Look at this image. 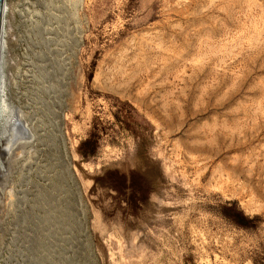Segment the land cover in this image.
Here are the masks:
<instances>
[{"label": "rangeland", "instance_id": "1", "mask_svg": "<svg viewBox=\"0 0 264 264\" xmlns=\"http://www.w3.org/2000/svg\"><path fill=\"white\" fill-rule=\"evenodd\" d=\"M3 6L0 264H264V0Z\"/></svg>", "mask_w": 264, "mask_h": 264}, {"label": "bare ground", "instance_id": "2", "mask_svg": "<svg viewBox=\"0 0 264 264\" xmlns=\"http://www.w3.org/2000/svg\"><path fill=\"white\" fill-rule=\"evenodd\" d=\"M4 13H5V8L4 6L2 7V0H1L0 16H3ZM3 23H4L3 19H0V144L2 141H5V140L7 141L8 140L7 138H9V137H6V132H7L6 130L8 126L7 125L8 117L10 116L6 109V91H5V83H4V56H5V51H6L5 50L6 34H5V31L3 30ZM57 190L61 192V197L57 198L56 195L52 193V191H47L48 194H46L45 197L43 196L42 202L43 204L49 205L50 203H52V200H59V203L61 204L63 203V209L65 213L67 212V210L65 209L66 208L65 207L66 206V193H67L65 180H63L62 186H60V188ZM49 215L52 217V212Z\"/></svg>", "mask_w": 264, "mask_h": 264}, {"label": "trees", "instance_id": "3", "mask_svg": "<svg viewBox=\"0 0 264 264\" xmlns=\"http://www.w3.org/2000/svg\"><path fill=\"white\" fill-rule=\"evenodd\" d=\"M238 215H242V213H241V211H239V210H237V212H236ZM242 219H244V221H245V218L243 217V215H242ZM244 223V222H243Z\"/></svg>", "mask_w": 264, "mask_h": 264}, {"label": "water", "instance_id": "4", "mask_svg": "<svg viewBox=\"0 0 264 264\" xmlns=\"http://www.w3.org/2000/svg\"><path fill=\"white\" fill-rule=\"evenodd\" d=\"M0 7H1V0H0ZM0 19H1V16H0Z\"/></svg>", "mask_w": 264, "mask_h": 264}]
</instances>
